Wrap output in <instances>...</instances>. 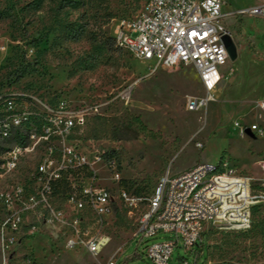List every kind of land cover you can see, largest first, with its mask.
Returning <instances> with one entry per match:
<instances>
[{
  "label": "rangeland",
  "instance_id": "374dc122",
  "mask_svg": "<svg viewBox=\"0 0 264 264\" xmlns=\"http://www.w3.org/2000/svg\"><path fill=\"white\" fill-rule=\"evenodd\" d=\"M148 1L0 0V94L96 107L77 138L89 151L119 159L123 183L101 182L116 192L149 198L168 173L221 161L260 179L264 138L242 137L234 123L255 121L257 104L264 101V18L239 15L264 6V0H224L236 59L220 68L224 81L215 91L216 101L201 112L186 109L188 96L204 94L193 65L154 70L155 61L136 59L109 40L119 21L136 19ZM127 90L130 95L123 99ZM146 210L145 203L129 206L117 200L101 233H81L83 240L97 237L106 243L96 256L82 246L67 247L75 233L46 227L21 233L13 263L106 264L125 248L117 264H152L144 250L173 236L136 238ZM2 215L0 206V220ZM203 239L193 254L175 248L172 264L194 262L196 252H202L197 264H264V204L254 208L249 230L209 224ZM2 256L0 242V262Z\"/></svg>",
  "mask_w": 264,
  "mask_h": 264
},
{
  "label": "built area",
  "instance_id": "2783aa9c",
  "mask_svg": "<svg viewBox=\"0 0 264 264\" xmlns=\"http://www.w3.org/2000/svg\"><path fill=\"white\" fill-rule=\"evenodd\" d=\"M224 5V0H149L136 19L119 21L116 46L136 59L155 61L154 70L193 65L204 94L188 96L186 109L204 111L216 101L215 91L224 81L220 68L230 59L224 37L232 33L225 24ZM242 14L264 18V6ZM129 93L125 91L123 99ZM97 110L66 99L49 103L26 94H0V264H15L12 255L21 233H39L40 227L75 233L68 248L82 246L98 255L106 243L97 237L83 240L81 233H101L117 200L129 206L147 205L136 238L173 236L144 250L152 264H172L175 248L193 254L195 247H202L209 224L236 231L251 228L254 208L264 204V160L260 179L243 176L228 161H221L217 166L199 164L168 173L149 198L135 197L125 189L116 192L101 182L123 183L119 159L89 151L77 138L87 117ZM257 110L255 121H235L242 137L264 138V101ZM197 147L204 148L202 143ZM124 249L106 264H117ZM201 255L196 252L194 262L184 259L179 264H197ZM22 264L38 263L27 259Z\"/></svg>",
  "mask_w": 264,
  "mask_h": 264
},
{
  "label": "water",
  "instance_id": "95a60500",
  "mask_svg": "<svg viewBox=\"0 0 264 264\" xmlns=\"http://www.w3.org/2000/svg\"><path fill=\"white\" fill-rule=\"evenodd\" d=\"M224 43H225V45H226V47H227V50H228V52H229V55H230V58L232 59V60H234V59H236V46H235V44H234V42H233V40H232V37L231 36H225L224 37ZM249 135H251L250 133H249Z\"/></svg>",
  "mask_w": 264,
  "mask_h": 264
},
{
  "label": "trees",
  "instance_id": "16d2710c",
  "mask_svg": "<svg viewBox=\"0 0 264 264\" xmlns=\"http://www.w3.org/2000/svg\"><path fill=\"white\" fill-rule=\"evenodd\" d=\"M111 41H113L115 43V37H113V39H109ZM116 44V43H115ZM118 48V47H117ZM204 243V242H203Z\"/></svg>",
  "mask_w": 264,
  "mask_h": 264
},
{
  "label": "crops",
  "instance_id": "0c3cea01",
  "mask_svg": "<svg viewBox=\"0 0 264 264\" xmlns=\"http://www.w3.org/2000/svg\"><path fill=\"white\" fill-rule=\"evenodd\" d=\"M179 173H181V172H179Z\"/></svg>",
  "mask_w": 264,
  "mask_h": 264
}]
</instances>
